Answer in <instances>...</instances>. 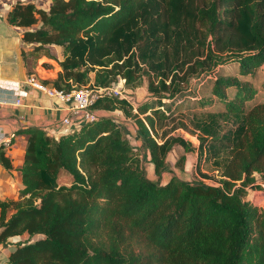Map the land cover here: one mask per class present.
<instances>
[{"label": "trees", "instance_id": "1", "mask_svg": "<svg viewBox=\"0 0 264 264\" xmlns=\"http://www.w3.org/2000/svg\"><path fill=\"white\" fill-rule=\"evenodd\" d=\"M41 1L11 0L7 19L47 57L60 49L61 72L44 85L69 92L148 78V97L137 109L103 97L97 121L59 137L24 131L23 188L17 200H0V264H264V212L246 199L254 174L264 181V102H253L252 83L264 69V0ZM234 63L239 77L217 71ZM205 77L222 106L189 121L200 167L215 172L204 176L219 184L177 176L164 184L174 149L192 145L153 132L166 122L188 128L175 108ZM117 110L137 127L156 181L104 116ZM9 152L0 147L8 172L16 169Z\"/></svg>", "mask_w": 264, "mask_h": 264}, {"label": "crops", "instance_id": "2", "mask_svg": "<svg viewBox=\"0 0 264 264\" xmlns=\"http://www.w3.org/2000/svg\"><path fill=\"white\" fill-rule=\"evenodd\" d=\"M11 7V0L0 1V147L6 137L11 138L9 155L16 169L8 172L0 166V200L16 199L23 188L17 169L25 158L28 135L24 131L59 129L66 116L64 103L25 84L29 75L37 76L41 82L56 79L61 72L60 49L54 47L56 58L52 59L44 51L25 44L23 31L8 22ZM19 98L22 104L18 106ZM3 252L9 255L8 250Z\"/></svg>", "mask_w": 264, "mask_h": 264}, {"label": "rangeland", "instance_id": "3", "mask_svg": "<svg viewBox=\"0 0 264 264\" xmlns=\"http://www.w3.org/2000/svg\"><path fill=\"white\" fill-rule=\"evenodd\" d=\"M48 0H42L40 2V6L43 8H47L48 6ZM219 74L223 76H236L239 77L238 73V64H230L226 67H220L217 70ZM253 87L257 89V96L254 98L255 102H264V69H259L256 72V76L254 77L253 81ZM149 80L148 78H145L139 82H136L135 86L128 85L125 80L119 79L117 82L113 84L112 87L115 88H123V94L125 97L130 101V103L133 105L135 109H137V106L139 103L145 101L147 95V88H148ZM212 85L213 80L209 78H202L201 80L194 82L191 87V96H188L182 103H180L175 108V114L181 113L180 119L185 121L188 128H177L176 129V122H166L158 125L156 127V130L153 132L154 134H158L159 137H162L163 135L167 136H173L183 139L185 142L190 143L191 150H185L181 146H177L171 156L169 157V166L164 171V174L162 175L161 182L166 183L169 181V179L172 176H177L180 179L187 181V182H196V181H202L205 184L208 185H215L217 186L218 180L211 178V177H205V173H215L210 166L209 163L202 162L201 167L199 164V159L197 155V145H198V139L195 136L193 126L190 123L189 119H200L201 115L208 111H215L222 105L217 101L216 98L212 96ZM230 97H233L232 91H229ZM202 99H213V105L212 106H203L201 107L199 105V101ZM169 103V102H165ZM167 111V110H166ZM169 114V113H168ZM113 118L118 121V125L122 128L123 132L127 136V138L130 141V144L134 150H140L142 154V160H143V168L146 172V175L149 179L156 181L157 177L154 174L153 166L150 161L149 153L146 150L142 149V137L140 133L138 132L137 127L133 124V120L126 119L123 114L116 113L112 115ZM143 118V117H141ZM156 137V136H155ZM158 140V138L156 137ZM181 157H184V161L181 163L182 168L178 166L179 159ZM258 174V173H257ZM254 181H259V178L263 181L261 175L258 177L253 176ZM61 181L63 183L68 182V177L65 173H62L61 175ZM259 183V182H258ZM257 184V183H256ZM19 194V193H18ZM18 194L15 200L18 198ZM255 202L258 204L259 202H262L264 204V195L258 194Z\"/></svg>", "mask_w": 264, "mask_h": 264}, {"label": "built area", "instance_id": "4", "mask_svg": "<svg viewBox=\"0 0 264 264\" xmlns=\"http://www.w3.org/2000/svg\"><path fill=\"white\" fill-rule=\"evenodd\" d=\"M25 84L31 89L40 91L50 98H56L66 105V116L62 119L59 129L45 130V132L52 137H59L62 134L73 133L78 130V128L82 124L97 121L101 115L93 109V106L96 101L103 97H116L128 100L123 94V88L122 90L121 88H115L112 86L106 88H93L90 86H83L81 88H74L69 92H65L44 85L41 81L38 80L37 76L35 75H29L25 81ZM21 104V98L17 99L16 105L19 106ZM116 113L123 114V112L117 110L113 112L112 115ZM112 115L111 117L113 118ZM114 121L118 124V121H116L115 119ZM10 143L11 138L6 137L4 139V145L6 147H9ZM254 176L258 177V174L255 173ZM258 194L264 195V181H262L260 178L259 181L254 182L253 185L247 188L246 199L264 212V204L262 202H259L258 204L255 202Z\"/></svg>", "mask_w": 264, "mask_h": 264}]
</instances>
